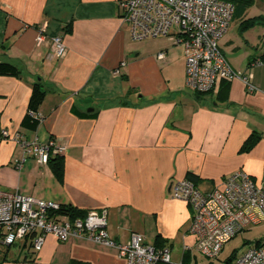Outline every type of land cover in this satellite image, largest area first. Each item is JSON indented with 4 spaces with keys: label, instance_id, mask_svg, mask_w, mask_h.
I'll return each mask as SVG.
<instances>
[{
    "label": "crops",
    "instance_id": "0c3cea01",
    "mask_svg": "<svg viewBox=\"0 0 264 264\" xmlns=\"http://www.w3.org/2000/svg\"><path fill=\"white\" fill-rule=\"evenodd\" d=\"M120 1L0 0V62L19 69L0 75V126L28 142L64 146L57 177L17 142L0 140V190L105 211L117 244L137 232L148 244L158 238L171 251L179 246L185 264L196 262L193 249L182 254V244L195 242L188 233L191 208L170 195V184L192 173L207 192L242 169L264 187V26L259 41L249 40L240 30L247 15L236 13L219 41L255 90L237 78L196 93L185 84L182 45L146 39L159 44L151 53L134 50ZM42 31L63 33L62 58H48L49 43L36 41ZM37 82L45 90L40 121L27 129L21 121ZM0 262L126 264L113 246L85 238L59 242L51 234L39 251L29 239L0 244Z\"/></svg>",
    "mask_w": 264,
    "mask_h": 264
},
{
    "label": "built area",
    "instance_id": "2783aa9c",
    "mask_svg": "<svg viewBox=\"0 0 264 264\" xmlns=\"http://www.w3.org/2000/svg\"><path fill=\"white\" fill-rule=\"evenodd\" d=\"M118 6L119 17L128 24L132 40L167 38L183 46L185 84L194 92L206 93L218 80L237 78L248 90L256 89L250 83L251 75L235 70L219 44L234 15L232 3L225 0H121ZM36 41L49 43L48 58L59 59L66 53L63 33L47 36L42 31ZM163 56V52L157 55L158 58ZM0 140L17 142L23 153L32 155L41 165L47 164L50 155L60 154L64 149L52 140L44 144L35 139L28 142L20 134L1 126ZM169 191L173 198L191 208L188 233L195 237V242L193 247L184 244L182 254L193 249L201 258L218 260L225 244L237 233L264 220V187L242 169L226 176L221 187L207 192L200 191L188 178L172 182ZM59 209L57 201L26 195L17 189L0 190V244L11 246L29 239L32 249L39 251L46 235L51 234L59 242L85 238L113 246L126 264H174L169 246L148 244L140 233L132 232L128 242L117 244L107 232L105 211L89 210L84 217L71 219L57 213ZM231 264H264V241L236 254Z\"/></svg>",
    "mask_w": 264,
    "mask_h": 264
},
{
    "label": "rangeland",
    "instance_id": "374dc122",
    "mask_svg": "<svg viewBox=\"0 0 264 264\" xmlns=\"http://www.w3.org/2000/svg\"><path fill=\"white\" fill-rule=\"evenodd\" d=\"M237 13L239 15L241 14L247 15L245 19L258 15H264V4H262L261 0H255L253 4L250 6H240L239 9L237 10ZM262 28H263L262 24L255 23L254 25H250L246 28L244 27L243 29L240 30L241 32H243L244 37L246 36L247 39L252 41H257L262 34V30H263ZM132 42H133L134 50L142 54L146 52L151 53L152 50L155 49L159 44L158 43L159 41L156 42L153 40H142V41L134 40ZM263 239H264V220L256 224L249 225L245 230L237 233L228 243L225 244L218 260L210 261L208 259L197 256L196 262L193 259H191V261L188 262V264H224L232 253L239 254L240 252L244 251L248 246L255 244L259 240L263 241ZM185 244L188 246H192L194 243L186 242ZM178 247L179 246H175L176 250L171 251V261L174 264H178L181 258L180 250H177ZM12 252L13 251H10L9 255H12L13 254ZM0 264H3V262L2 263L0 262Z\"/></svg>",
    "mask_w": 264,
    "mask_h": 264
},
{
    "label": "trees",
    "instance_id": "16d2710c",
    "mask_svg": "<svg viewBox=\"0 0 264 264\" xmlns=\"http://www.w3.org/2000/svg\"><path fill=\"white\" fill-rule=\"evenodd\" d=\"M234 5V15L237 13V10L240 6H250L253 4L254 0H225ZM255 23L262 24L264 26V15L254 16L242 21V28H246L250 25H254ZM65 28L68 30L69 24L67 23ZM19 73V69L9 62H0V75H16ZM45 97V90L42 85L37 82L34 83L31 89V93L27 103V113L24 115L21 121V125L27 129H35L39 124L40 118L37 116V109L42 103ZM255 143V140H249L246 143V148L252 146ZM243 147V149H246ZM61 156L58 154L50 155L47 164L51 166L53 173L59 177L61 173V164H60ZM188 179L192 180L194 184H196V180L198 177L192 173H187L186 176ZM88 211L80 210L73 205L69 204H60V209L57 211L59 214L68 215L69 218L75 219L78 217H84ZM264 241V239H263ZM262 243V241H257L255 245ZM163 243L158 242V238L155 242V246H161ZM236 256V253H232L224 264H231L233 258Z\"/></svg>",
    "mask_w": 264,
    "mask_h": 264
}]
</instances>
